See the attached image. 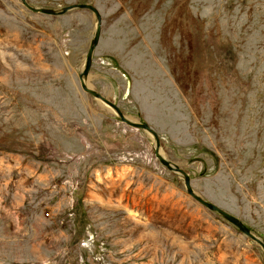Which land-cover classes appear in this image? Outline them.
Masks as SVG:
<instances>
[{
    "label": "rangeland",
    "instance_id": "rangeland-1",
    "mask_svg": "<svg viewBox=\"0 0 264 264\" xmlns=\"http://www.w3.org/2000/svg\"><path fill=\"white\" fill-rule=\"evenodd\" d=\"M0 0V264H264V0ZM108 95V96H105Z\"/></svg>",
    "mask_w": 264,
    "mask_h": 264
},
{
    "label": "water",
    "instance_id": "water-1",
    "mask_svg": "<svg viewBox=\"0 0 264 264\" xmlns=\"http://www.w3.org/2000/svg\"><path fill=\"white\" fill-rule=\"evenodd\" d=\"M21 4L23 5V7H25L27 10L33 12V13H43V14H47V15H59L62 14L68 10L71 9H84V10H89L94 18H95V26H94V31H93V35H92V39L91 42L87 48L86 54H85V62H84V69H83V75H85L89 69V64H90V59L93 53V49L97 43L98 37H99V32H100V19H99V14L97 12V10L90 5H86V4H79V5H70L68 7H64L59 11H47V10H42V9H38V8H33L30 7L25 0H20ZM79 86L80 88L87 94H89L91 97L93 98H97L100 99V101H102L103 103L107 104L109 107H111L113 110H115L119 120L126 124L129 127L132 128H136V129H142L143 131L147 132L148 134H150L156 144L155 147L153 149V155L155 157V159L161 164L163 165V167H165L166 169L172 171L173 173H176L177 175H179L182 180H183V188L186 191V193L199 205H201L202 207H204L205 209L212 211L216 214H218L221 218H223L226 222H228L229 224L233 225L234 227H236L241 233H243L244 235L250 237L253 240H256V242L258 243V245L260 246L263 256H264V244L261 243L260 241H258L256 238H254L250 232L241 224V222L235 218L234 216L230 215L229 213L225 212L224 210H222L221 208H219L218 206L211 204L205 200H203L202 198H200L195 192H193V190L191 189L190 185H189V181H188V177L187 175L180 169H178L177 167H175V165L168 163L165 159H163V157L161 156V154L159 153V148L157 145V135L155 134V132L149 128L144 122L140 123L139 121L133 122V121H129L125 118H123V116L119 113V111L116 109V107L109 103L107 100H105L103 97L99 96L97 93H95L94 91L86 88L84 86V83L81 79V77H79Z\"/></svg>",
    "mask_w": 264,
    "mask_h": 264
},
{
    "label": "crops",
    "instance_id": "crops-1",
    "mask_svg": "<svg viewBox=\"0 0 264 264\" xmlns=\"http://www.w3.org/2000/svg\"><path fill=\"white\" fill-rule=\"evenodd\" d=\"M105 96H108V95H105Z\"/></svg>",
    "mask_w": 264,
    "mask_h": 264
}]
</instances>
